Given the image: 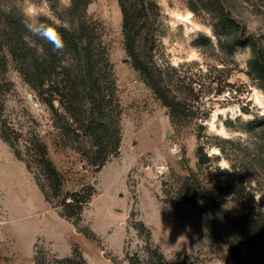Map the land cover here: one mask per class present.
I'll use <instances>...</instances> for the list:
<instances>
[{
	"label": "rangeland",
	"instance_id": "obj_1",
	"mask_svg": "<svg viewBox=\"0 0 264 264\" xmlns=\"http://www.w3.org/2000/svg\"><path fill=\"white\" fill-rule=\"evenodd\" d=\"M3 2L22 15L34 4L39 18L57 22L49 0ZM56 2L61 8L70 4ZM169 2L176 10H191L194 26L212 30L211 38L199 34L191 39L183 30L169 31L160 15L156 62L190 78L198 98L186 103V114L192 117L181 118L175 126L131 67L116 1L91 0L87 7V15L101 24L121 107L119 154L98 173L73 149L77 145L71 136H58L55 118L6 58L5 72L0 71V130L23 154L25 144L38 136L63 183L59 197L47 201L35 181L38 170H28L0 137V264H62L54 261L70 257L74 249L85 264H145L147 248L167 264H254L245 259L242 241H231L221 228L244 210L232 197L215 193L211 184L224 179L237 187L242 183L244 208L264 215V118L248 119L255 114L249 83L262 87L247 75L249 46L235 47L230 58L220 52L211 4L217 2L230 14L232 25L244 26L264 51V1ZM198 146L208 158L202 168L197 166ZM225 165L230 171L221 170ZM187 175L207 192L188 205L175 197ZM89 187L94 194L73 225L61 217L57 205ZM207 198L218 206L209 205ZM257 220L264 223L262 216Z\"/></svg>",
	"mask_w": 264,
	"mask_h": 264
},
{
	"label": "trees",
	"instance_id": "obj_2",
	"mask_svg": "<svg viewBox=\"0 0 264 264\" xmlns=\"http://www.w3.org/2000/svg\"><path fill=\"white\" fill-rule=\"evenodd\" d=\"M3 1L0 0V71L5 72L8 57L36 100L55 118L53 127L58 136H71L72 142L77 145L73 149L96 173L100 172L111 158L119 154L121 107L113 67L102 41L101 24L87 15L91 0H70L67 8L59 7L56 0H49L53 3V9L57 10L56 19L59 23L44 17L40 19L57 26L65 42L62 52H54L50 44L32 36L22 22L25 17L14 9L7 8ZM115 1L121 15L123 49L132 69L167 109L173 126L181 118L192 117L186 114L185 107L187 102L198 100L194 82L169 64H157L155 59L160 18L155 0ZM211 6L216 13L213 33L221 44L220 52L230 58L235 47L249 46L251 59L247 75L254 77L264 88V51L246 34L244 26L232 25L230 14L219 7L217 2ZM0 137L28 170L33 167L38 170L39 177H35V181L45 199L49 201L58 198L63 176L52 164L47 146L38 136L25 144V154L16 148V142L2 130ZM197 139L200 137L197 136ZM195 154L197 166L202 168L208 161L202 147L198 146ZM224 173L230 177L227 171ZM40 179L43 183H40ZM211 185L215 193L232 197L231 201L244 210L243 214L234 219L229 217L226 223L221 224L224 234L231 241H242L246 260L264 264V223L257 220L264 215L253 214L244 208L242 197L245 188L242 183L237 187L234 181L224 179ZM206 193L204 188L194 185L190 175H187L182 178L175 197L188 205ZM93 194L94 190L89 187L67 195L57 205L61 209V217L73 225L78 224L82 211ZM206 201L209 205L218 206L215 200L207 198ZM231 255L237 263L242 262V258H236L233 252ZM54 262L85 264L76 249L70 257ZM145 264L167 263L160 254L147 248Z\"/></svg>",
	"mask_w": 264,
	"mask_h": 264
},
{
	"label": "clouds",
	"instance_id": "obj_3",
	"mask_svg": "<svg viewBox=\"0 0 264 264\" xmlns=\"http://www.w3.org/2000/svg\"><path fill=\"white\" fill-rule=\"evenodd\" d=\"M155 3L160 10L162 23L169 31L177 32L183 30L191 39L197 38L199 34L211 38V28H204L198 24L193 25L195 14L191 10H176L170 5L169 0H155ZM23 15L25 17L22 21L24 27L32 36L50 44L54 52H62L64 50L65 42L57 26L41 20L34 4L28 7ZM56 23L58 24L59 22L57 21ZM249 92V102L255 114L250 115L248 119L254 120L257 115L264 118V89L258 87L257 83L250 82ZM221 170L230 171L227 165Z\"/></svg>",
	"mask_w": 264,
	"mask_h": 264
}]
</instances>
